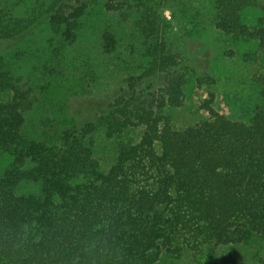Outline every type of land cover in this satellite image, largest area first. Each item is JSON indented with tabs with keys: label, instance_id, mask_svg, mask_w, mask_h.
<instances>
[{
	"label": "trees",
	"instance_id": "16d2710c",
	"mask_svg": "<svg viewBox=\"0 0 264 264\" xmlns=\"http://www.w3.org/2000/svg\"><path fill=\"white\" fill-rule=\"evenodd\" d=\"M210 2L216 28L264 50V26L248 27L241 15L249 6L264 9V0ZM86 7L50 0L25 17L0 5V41L17 42L41 16L73 41ZM105 7L137 13L145 40L132 51L140 63L125 64L113 88L89 102L51 105L57 116L33 117L44 106L23 78L26 65L13 70L0 57V154L10 155L0 174V264H162L182 251L202 264L219 247L264 240V104L247 122L232 120L207 91L201 117L175 127L167 110L182 103L185 73L158 39L162 19L144 0H106ZM99 42L98 79L121 46L105 28ZM258 81L264 102V71ZM97 129L114 139L105 168L94 152ZM22 181L38 182L40 193H17ZM209 264H264V257L248 263L230 249Z\"/></svg>",
	"mask_w": 264,
	"mask_h": 264
},
{
	"label": "rangeland",
	"instance_id": "374dc122",
	"mask_svg": "<svg viewBox=\"0 0 264 264\" xmlns=\"http://www.w3.org/2000/svg\"><path fill=\"white\" fill-rule=\"evenodd\" d=\"M44 1L50 0H0V5L7 4L15 16L26 17L37 3ZM83 1L87 7L73 41L63 40L51 31L42 16L17 42L0 41V57L11 63L13 70L18 66L23 69L26 65V70L21 71L23 78L31 81L35 102L44 106L39 114L32 115L35 118L57 116L52 106L59 108L64 104L74 106L77 102H89L113 88V83L124 76L125 64L140 63L139 55L132 53L145 40L135 25L138 14L123 8L108 9L106 0ZM144 1L162 19L158 39L165 41L167 50L180 61L179 70L185 73L182 103L167 110L172 124L183 127L199 119L201 115L197 107L207 91L213 92L212 105L216 110L232 120L247 122L264 104L258 81L264 71V50L257 40L226 34L216 28L211 22V0ZM241 15L242 22L248 27L264 26V9L258 6L244 8ZM103 28L112 31L121 46L112 60H106L108 64L98 79L93 71L102 59L97 49ZM207 77H211L208 84L202 82ZM102 81L105 84L101 86ZM67 115L69 117L71 113L67 112ZM40 124L37 129L43 128ZM48 129L50 127H46ZM135 133L137 130L133 129L128 135L134 137ZM92 140L96 158L102 168L107 167L114 157V139L107 138L103 130L97 129ZM9 162V154H0V174ZM15 190L19 194H38L40 184L22 181ZM230 249L248 263H256L264 257V240L253 237L231 248L219 247L206 261L203 256L198 260L209 264ZM196 260L182 251L177 259L165 256L162 264H196Z\"/></svg>",
	"mask_w": 264,
	"mask_h": 264
}]
</instances>
